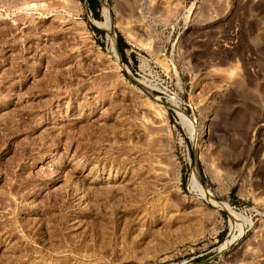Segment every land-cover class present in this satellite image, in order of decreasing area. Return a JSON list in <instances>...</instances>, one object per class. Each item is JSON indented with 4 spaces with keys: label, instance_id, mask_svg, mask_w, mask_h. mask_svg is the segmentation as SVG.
Wrapping results in <instances>:
<instances>
[{
    "label": "rangeland",
    "instance_id": "rangeland-1",
    "mask_svg": "<svg viewBox=\"0 0 264 264\" xmlns=\"http://www.w3.org/2000/svg\"><path fill=\"white\" fill-rule=\"evenodd\" d=\"M96 11L0 0V264H264V0Z\"/></svg>",
    "mask_w": 264,
    "mask_h": 264
},
{
    "label": "trees",
    "instance_id": "trees-1",
    "mask_svg": "<svg viewBox=\"0 0 264 264\" xmlns=\"http://www.w3.org/2000/svg\"><path fill=\"white\" fill-rule=\"evenodd\" d=\"M86 4H87V7L89 9V11H91V13L94 15V16H97V0H86ZM90 28L94 31V32H97L98 34H101L102 33V30H99L97 28H95L94 26L90 25ZM116 40H117V46H118V52L121 56H123V47H125L123 41H122V38L119 34L116 35Z\"/></svg>",
    "mask_w": 264,
    "mask_h": 264
},
{
    "label": "bare ground",
    "instance_id": "bare-ground-1",
    "mask_svg": "<svg viewBox=\"0 0 264 264\" xmlns=\"http://www.w3.org/2000/svg\"><path fill=\"white\" fill-rule=\"evenodd\" d=\"M105 26H106V30L108 31V30H109V29H108V28H109V27H108L109 25L107 24V22H106V25H105ZM237 78H238V77H237ZM201 120H202V119H201ZM198 124H199V123H198ZM200 124H201V123H200ZM186 125H187V127H188V129H187V128H186V129H187L188 131H190L191 134H194V125H191V124H186ZM200 127H201V126H200ZM200 127H199V128H200ZM196 130H197V129H196ZM199 130H200V129H199ZM200 131H201V130H200ZM198 133H199V132H198ZM192 136H193V135H192ZM223 205H224V204H223ZM226 209H227V208H226ZM230 212H231V211H230ZM232 216H234V215L232 214ZM225 245H226V243L223 244V246H225Z\"/></svg>",
    "mask_w": 264,
    "mask_h": 264
}]
</instances>
